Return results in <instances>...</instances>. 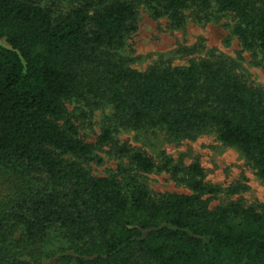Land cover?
<instances>
[{"label": "trees", "instance_id": "16d2710c", "mask_svg": "<svg viewBox=\"0 0 264 264\" xmlns=\"http://www.w3.org/2000/svg\"><path fill=\"white\" fill-rule=\"evenodd\" d=\"M140 6L173 27L190 9L199 20L233 13L234 34L264 66V0H0V264H264V206L210 208L204 196L221 189L205 183L198 161L164 162L186 177V194L94 176L75 160L91 159L96 144L81 139L70 100L111 107L97 144L121 129L215 132L264 180V90L208 58L143 71L123 64L113 52L137 29ZM117 151L142 172L156 168L126 143ZM49 231L67 247L42 252Z\"/></svg>", "mask_w": 264, "mask_h": 264}, {"label": "rangeland", "instance_id": "374dc122", "mask_svg": "<svg viewBox=\"0 0 264 264\" xmlns=\"http://www.w3.org/2000/svg\"><path fill=\"white\" fill-rule=\"evenodd\" d=\"M186 14L185 25L173 27L168 17H154L146 7L140 6L136 16L137 29L129 33L124 45L113 53L126 66L142 71L152 66H184L193 59L223 61L232 64L248 83L264 90V66L257 63L255 54L246 50L234 34L237 20L233 13H217L214 9L213 17L208 20H199L192 9ZM66 106L78 126L81 139L96 144L91 159L75 158L90 174L98 177L114 174L121 182L134 178L152 193L189 194L192 190L184 180L186 177L182 174L175 177L163 165L166 159L181 168L198 161L204 169L205 183L221 189L216 195L204 196L209 199L210 208L238 200L246 207L264 206V180L239 147L223 143L215 132L176 139L160 129L141 132L121 129L117 138L97 144V137L112 113L111 107L104 104L89 111L75 100L67 101ZM125 143L152 157L156 168L151 172L138 170L129 155L117 151ZM229 189L236 191L229 193ZM20 235L21 230H18L14 237ZM64 247L67 243L62 236L49 231L41 250L47 254Z\"/></svg>", "mask_w": 264, "mask_h": 264}]
</instances>
